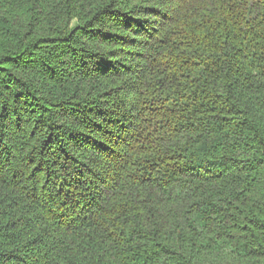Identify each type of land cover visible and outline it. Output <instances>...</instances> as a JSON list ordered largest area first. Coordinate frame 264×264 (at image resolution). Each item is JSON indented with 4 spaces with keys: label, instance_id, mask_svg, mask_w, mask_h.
Returning <instances> with one entry per match:
<instances>
[{
    "label": "trees",
    "instance_id": "trees-1",
    "mask_svg": "<svg viewBox=\"0 0 264 264\" xmlns=\"http://www.w3.org/2000/svg\"><path fill=\"white\" fill-rule=\"evenodd\" d=\"M0 264H264V0H0Z\"/></svg>",
    "mask_w": 264,
    "mask_h": 264
}]
</instances>
